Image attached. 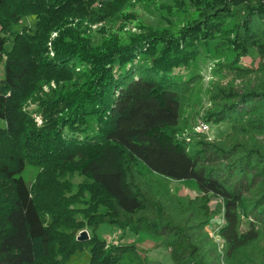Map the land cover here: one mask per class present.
Instances as JSON below:
<instances>
[{
    "label": "trees",
    "instance_id": "obj_1",
    "mask_svg": "<svg viewBox=\"0 0 264 264\" xmlns=\"http://www.w3.org/2000/svg\"><path fill=\"white\" fill-rule=\"evenodd\" d=\"M94 1L0 0V264H69L87 249L86 264H119L127 252L145 264L134 243L98 238L102 223L149 235L174 264H264V0H191L198 16L178 32L115 33L107 25L134 20L127 9L148 0ZM23 18L36 19L34 31ZM222 39L258 62L217 63L227 79L210 83L195 115L231 131L211 138L192 126L203 75L174 70ZM141 164L195 180L200 195L160 192ZM28 165L40 170L33 188L20 176ZM75 175L84 181L67 198ZM86 194L79 219L71 207ZM210 194L223 201L221 242L208 231ZM83 229L90 239L75 238Z\"/></svg>",
    "mask_w": 264,
    "mask_h": 264
},
{
    "label": "rangeland",
    "instance_id": "obj_2",
    "mask_svg": "<svg viewBox=\"0 0 264 264\" xmlns=\"http://www.w3.org/2000/svg\"><path fill=\"white\" fill-rule=\"evenodd\" d=\"M105 2H108V0H95L93 8L102 9L105 5ZM174 3V0H148L138 3L137 5L135 4V6L127 9L136 16L134 20L127 21V17L124 16L120 21H115L111 25H107L105 30L108 33L120 31L139 32V27L143 24H146L169 26L170 30L178 32L184 26L188 25L197 18L198 10L192 6L193 3L191 0H182L179 3ZM167 6H172L174 10L172 12L167 11ZM168 17L173 19V25L168 24ZM34 20L36 19L23 18L20 21V27L27 26L29 31L32 32L34 31ZM92 27L94 30L99 28L98 25H92ZM97 38L100 37L97 35ZM49 46L51 50V45L49 44ZM7 48L10 49L11 45L8 44ZM50 55L53 56L54 54L51 52ZM236 57L239 60V64L242 66H255L258 62V57L255 51H249L245 55H237L233 47H231L222 39L217 40L216 45L211 44L209 47L202 48L200 57L197 60L190 62L187 67L174 70V74L178 78H187L196 73L203 75L202 84L197 88L194 97L193 108L191 110L192 126L194 129L199 128L201 121V117H198L195 114H199V112L202 114V110L208 105L206 91L210 83L214 80L224 81L227 79L226 74L219 70L217 63L234 61ZM4 76L5 61H2L0 63V80L3 79ZM51 86H54V83H52ZM43 90L48 92L49 87L45 85ZM28 105H26L27 107L25 106L24 111H26L27 108L31 109L35 107L33 104H31V102H29ZM32 117L35 118L36 115L32 114ZM41 123L42 122H40V124ZM0 126H3V122L1 120ZM208 126L209 130L207 134H209L211 138H222L231 131V125L228 123H221L219 125L208 124ZM140 170L145 174V177L154 184L155 188L162 193H174L178 195L184 202H186L189 198L200 195V191L195 180H173L156 172L149 171L143 164H141ZM39 171L40 170L37 167L28 165L21 173L20 176L24 179L29 188H33L34 184L38 183V177L40 174ZM65 179L69 180L71 183V190L66 192L65 196L68 198L70 195H76L80 183L84 181L83 177L75 175L71 177L66 176ZM49 195L51 196L52 193ZM208 199L212 212V220L208 226V231L216 241L221 242L217 233L219 226H221L223 223V201L221 198L213 194L208 195ZM89 202L90 198L88 194H86L84 198H81L78 201V204H75L74 206L72 205L71 208H73V213H76V216L78 215L79 219H83L82 212L91 209V204ZM47 220H50V216L47 217ZM83 231L87 232L88 239H90L91 232L88 229H83L80 231L75 238L79 237ZM97 236L100 239L106 240L109 244L119 243L120 246L124 247L129 246L128 244L130 243H134L140 256L146 258L145 264H174L170 257L169 250L165 246H157L156 240L144 233L135 234L129 228L125 229L115 224L102 223L97 230ZM88 252L89 251L87 249L85 250V253L78 254L77 258L73 257L69 264H86L87 260L89 259ZM119 264H139V262L131 252H127L120 259Z\"/></svg>",
    "mask_w": 264,
    "mask_h": 264
},
{
    "label": "built area",
    "instance_id": "obj_3",
    "mask_svg": "<svg viewBox=\"0 0 264 264\" xmlns=\"http://www.w3.org/2000/svg\"><path fill=\"white\" fill-rule=\"evenodd\" d=\"M199 130L200 131H203V132H208V130H209L208 124L205 123V122H200V124H199Z\"/></svg>",
    "mask_w": 264,
    "mask_h": 264
},
{
    "label": "water",
    "instance_id": "obj_4",
    "mask_svg": "<svg viewBox=\"0 0 264 264\" xmlns=\"http://www.w3.org/2000/svg\"><path fill=\"white\" fill-rule=\"evenodd\" d=\"M87 235H88L87 232L86 231H83V232H81V234L79 236V239L80 240H86V239H88V236Z\"/></svg>",
    "mask_w": 264,
    "mask_h": 264
}]
</instances>
